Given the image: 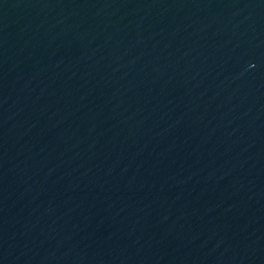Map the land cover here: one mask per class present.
Here are the masks:
<instances>
[{"label":"water","instance_id":"obj_1","mask_svg":"<svg viewBox=\"0 0 264 264\" xmlns=\"http://www.w3.org/2000/svg\"><path fill=\"white\" fill-rule=\"evenodd\" d=\"M0 264H264V0H0Z\"/></svg>","mask_w":264,"mask_h":264}]
</instances>
